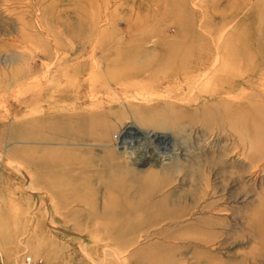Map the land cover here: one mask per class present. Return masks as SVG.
Instances as JSON below:
<instances>
[{"label": "rangeland", "instance_id": "obj_1", "mask_svg": "<svg viewBox=\"0 0 264 264\" xmlns=\"http://www.w3.org/2000/svg\"><path fill=\"white\" fill-rule=\"evenodd\" d=\"M26 258L264 264V0H0V264Z\"/></svg>", "mask_w": 264, "mask_h": 264}, {"label": "bare ground", "instance_id": "obj_2", "mask_svg": "<svg viewBox=\"0 0 264 264\" xmlns=\"http://www.w3.org/2000/svg\"><path fill=\"white\" fill-rule=\"evenodd\" d=\"M187 14V13H186ZM187 16V15H186ZM184 18V17H183ZM188 18H189V16H188ZM190 43V42H189ZM172 50L173 49H170L169 50V52L171 51L172 52ZM170 55H173V54H170ZM174 57H175V55H173ZM185 59V58H184ZM186 59H187V57H186ZM188 60V59H187ZM192 61V60H191ZM183 62V61H182ZM201 64H203V60H200V58H198V59H195V61H193V63H191V67L193 68V69H198V68H200L202 65ZM181 66L180 67H177V68H175V70H174V72L175 73H184V72H186V70L188 69V67L186 66V65H184L183 64V66H182V64H180ZM195 70V71H196ZM200 70V69H199ZM190 71V70H189ZM194 71V70H193ZM188 72V71H187ZM185 74V73H184ZM188 74V73H187ZM129 128V130H133V132H138L139 134H137L138 136H142V134H141V131H139V130H137L136 128H132V127H128ZM128 132V131H127ZM240 136V135H239ZM137 141V140H136ZM137 142H141V139L139 140L138 139V141ZM162 142L159 144V146L161 147L162 145ZM135 148V151L136 152H134L133 151V147H131V153L132 154H134V155H137V154H141L140 155V157H139V159L138 160H140V161H142L144 158H145V153L144 152H142V150H140V148H137V147H134ZM138 158V157H137ZM136 159V158H135Z\"/></svg>", "mask_w": 264, "mask_h": 264}, {"label": "built area", "instance_id": "obj_3", "mask_svg": "<svg viewBox=\"0 0 264 264\" xmlns=\"http://www.w3.org/2000/svg\"><path fill=\"white\" fill-rule=\"evenodd\" d=\"M31 263V258H26V264H30Z\"/></svg>", "mask_w": 264, "mask_h": 264}]
</instances>
